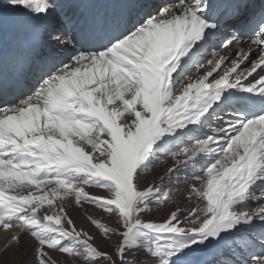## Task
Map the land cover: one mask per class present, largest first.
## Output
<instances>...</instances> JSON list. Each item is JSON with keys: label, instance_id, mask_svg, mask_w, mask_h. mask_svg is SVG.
Wrapping results in <instances>:
<instances>
[{"label": "snow or ice", "instance_id": "6c2138e0", "mask_svg": "<svg viewBox=\"0 0 264 264\" xmlns=\"http://www.w3.org/2000/svg\"><path fill=\"white\" fill-rule=\"evenodd\" d=\"M75 7L0 0V28L35 29L47 65L12 98L0 85L5 250L26 235L35 264H264V0H132L135 18L83 24ZM159 153L174 163L145 180ZM189 166L185 211L163 185ZM66 201L111 223L78 228Z\"/></svg>", "mask_w": 264, "mask_h": 264}, {"label": "bare ground", "instance_id": "6f19581e", "mask_svg": "<svg viewBox=\"0 0 264 264\" xmlns=\"http://www.w3.org/2000/svg\"><path fill=\"white\" fill-rule=\"evenodd\" d=\"M77 2H84L81 9H79L78 11H74L82 24L84 21H90L92 19L116 17V9H115L116 6L114 5L112 0H73V3L76 4ZM173 2L174 0L172 2H169L168 0L157 1L158 5L165 3H173ZM249 2L253 6V8L257 11L259 10L262 4V0H249ZM131 12L132 11L127 13H131ZM127 13L125 14L126 16ZM135 17H136V13L134 10V12L128 15L127 18H135ZM35 33H36L35 29L25 24L16 23L12 21L7 22L2 28H0V73L6 71V73H4V76H6L5 78H2L0 76V85L3 86L5 92H9L10 86H12L14 90H17L23 84H26L28 81H29L28 83L35 84L36 81L39 79V77L42 75L40 73V67L45 66L46 64L39 60L37 56L38 52H34L33 50H31L26 43L28 39H30L31 41L33 40V35ZM247 38L248 37L246 36L245 39L248 40ZM37 44L40 45V38H38ZM207 58L210 59L211 56H208ZM252 58H255V53L253 54ZM204 71H205L204 68H201L199 71L193 69L191 75L193 79H196L200 75H202ZM253 75L256 79L259 78L258 74H253ZM248 80H252L253 82H255V80H253V77H249ZM187 82H188L187 80L184 81V83ZM247 82L248 81H245V83ZM164 158L167 159V164L170 165L171 167L174 162L170 154H165V153L157 154V156L153 159V163H155L156 166L159 167L160 169H163L165 165L163 163L164 160L162 159ZM200 170H201L200 166H196L195 168L191 166H189L188 168H181L180 171L172 174L170 176V179L167 180L163 185L165 189L170 188L174 192L176 190H180V194L175 196V201H177L176 203L180 204L185 209V211H187L189 208L193 207L197 203H200V201L197 199H193L191 201L186 200V197L188 195V191H187L188 186L194 182L192 180V177L195 174H199ZM196 183L198 184L199 182ZM86 191H90L94 194H101V192H103L102 190H97L94 188L92 189L86 188ZM65 203H66V211L73 218L76 226L79 227L82 224L84 225L83 228L85 229V227H87L88 223L90 222L88 220V216L93 215L92 213L93 211L87 214L85 213L84 215L79 210L82 209L81 211L85 212L87 210L86 208H85L86 210H84L85 206L83 207L76 206L74 202L69 203L66 201ZM96 213L97 215L100 214L99 212ZM155 215L159 217V211L152 213L153 217H156ZM1 231L2 230H0V233ZM18 231H20L18 228H12L5 232L8 234L11 233L10 235L11 238V236ZM10 238L2 240V238L0 237V258L2 256L1 254H3L4 252L6 253V251L9 252L12 251L13 257L15 256V258H17L19 264L21 263L23 264V262L26 261L29 263H35L33 247H30V245L28 244L29 242H31L29 238L25 235L23 237L22 242L19 245L12 244L8 248V250H5V244L10 240ZM256 251H259V249H256ZM7 255L9 256L11 254H7ZM59 256L61 258H64V256L62 255ZM10 258L11 257H9V259ZM220 258L221 257L219 256L210 254L207 256L206 259L208 261H212L213 259H220ZM235 259L239 264V261L241 259H247V257L246 256L242 257L241 254L237 252Z\"/></svg>", "mask_w": 264, "mask_h": 264}, {"label": "rangeland", "instance_id": "374dc122", "mask_svg": "<svg viewBox=\"0 0 264 264\" xmlns=\"http://www.w3.org/2000/svg\"><path fill=\"white\" fill-rule=\"evenodd\" d=\"M158 1V0H157ZM157 1H155V0H153V3L152 4H154V5H158V3H157ZM169 2H172L173 0H168ZM33 84H31V83H26L25 85H22L17 91H15L13 94H9L8 96L10 97V98H12V97H14V96H16V95H19L22 91H26L28 88H30L31 86H32ZM160 156V155H159ZM158 158V157H157ZM162 160H164V167H163V169H160L159 167H157L156 166V164L155 163H153L152 165H150V171L149 172H147L146 174H144V176H146L147 174V176L146 177H144V179L145 180H152V179H157V178H159L160 176H162V175H164V173L166 172V170L170 167V165H168L167 164V159H162ZM161 160V161H162ZM160 161V162H161ZM154 168V169H153ZM153 169V170H152ZM104 193L103 192H101V195H103ZM177 202V201H176ZM83 206H85L84 207V210H86L85 212L84 211H81V210H79L81 213H83L84 215H85V213L87 214V213H89V212H91V211H93L92 213H93V215L95 216V218H102V220H103V222H106V223H111V221L108 219V217L106 216V215H104V214H102L99 210H95L94 208H93V206H91V205H89V204H84ZM175 206H176V204H172V203H169V205H168V207H166V209L165 208H163V209H161V210H159V217H163V216H165L166 215V213H168L169 211H171L172 209H174L175 208ZM86 208V209H85ZM88 209H89V211H88ZM163 210V211H162ZM94 211H96V212H99L100 214H98L97 215V213L96 212H94ZM153 216H154V214H153ZM156 216V215H155ZM156 217H158V216H156ZM156 217H154V218H156ZM83 228L84 227V225H80L78 228ZM95 227L89 222L88 223V225H87V227H85V230H87V231H89L91 234H93V235H96L97 234V230L95 229ZM4 233H6L5 231H1V233H0V237L2 238V240H5V239H9L10 238V235H11V233L10 234H8V233H6V234H4ZM96 233V234H95ZM28 237V236H27ZM26 240H27V238H26ZM29 245H30V247H34V245L33 244H31V242H29L28 243ZM11 254V255H7V254ZM6 253L4 252L3 254H1L2 256H1V258H0V264H19V262H18V260H17V258H15V256L13 257V255H12V251L11 252H9V251H6ZM51 255L53 256V259H55V260H57V262H58V264H67V261H65V259L64 258H61L59 255H62L63 256V254H60V253H56V252H53V253H51ZM7 257V258H6ZM9 257H11L10 259H9ZM3 259V260H2ZM35 264V263H29V262H23V264ZM22 264V263H21Z\"/></svg>", "mask_w": 264, "mask_h": 264}]
</instances>
